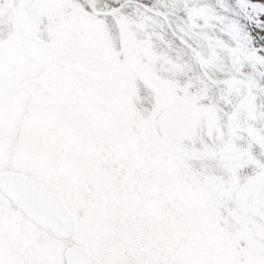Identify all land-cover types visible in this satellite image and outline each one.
<instances>
[{
    "label": "snow or ice",
    "instance_id": "1",
    "mask_svg": "<svg viewBox=\"0 0 264 264\" xmlns=\"http://www.w3.org/2000/svg\"><path fill=\"white\" fill-rule=\"evenodd\" d=\"M0 264H264V0H0Z\"/></svg>",
    "mask_w": 264,
    "mask_h": 264
}]
</instances>
